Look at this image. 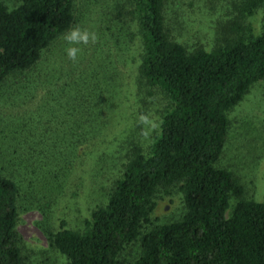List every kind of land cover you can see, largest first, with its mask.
Here are the masks:
<instances>
[{
	"label": "trees",
	"instance_id": "16d2710c",
	"mask_svg": "<svg viewBox=\"0 0 264 264\" xmlns=\"http://www.w3.org/2000/svg\"><path fill=\"white\" fill-rule=\"evenodd\" d=\"M17 1L12 8L0 1V88L8 77L24 76L16 84L28 102L41 94L32 117L50 132L39 134L33 124L28 133L30 124L21 119L0 128V142L9 139L14 149L7 154L0 143V264H23L18 176H29L34 191L41 173L36 198L42 200L62 189L103 143V112H110L127 66L120 12L114 10L110 25L103 21L106 30L98 26L89 43L76 45L82 46L77 59L60 61L53 50L76 27L75 0ZM127 1L140 40L138 84L165 99L158 133L146 153L137 146L125 155L105 203L91 210L80 230L62 224L47 231L50 247L66 264H264V201L247 198L240 180L217 167L228 140V114L264 81V17L257 33L246 22L264 0H223L213 37L195 43L210 28L188 14L214 9L220 0ZM46 100L58 109L44 125L38 111ZM172 187L182 195V214L152 224L155 195ZM135 242L139 252L126 263L123 253Z\"/></svg>",
	"mask_w": 264,
	"mask_h": 264
},
{
	"label": "rangeland",
	"instance_id": "374dc122",
	"mask_svg": "<svg viewBox=\"0 0 264 264\" xmlns=\"http://www.w3.org/2000/svg\"><path fill=\"white\" fill-rule=\"evenodd\" d=\"M0 1L11 8L18 4L17 0ZM181 1L187 2V0ZM115 2L119 8L115 7ZM223 4V0H220L219 4L215 3L214 9L202 8L200 13L191 11L188 14L190 21H194L196 24L201 22L206 30L210 28L207 35L200 33L204 36H200V39L197 37L192 39L193 43L196 41L205 42V37L208 39L213 37L212 23L223 14ZM106 5H108L107 8ZM75 9L77 24L74 27L81 31H87L90 38L94 36L98 26L103 25V21L107 26L110 25L107 21L114 10V15H118L120 12L119 16L122 15L120 17L125 23L124 29L127 33V37L124 38L126 42L124 59L126 58L127 66L121 70V76L116 82L121 86L116 87V95L109 109L111 113H108V109L103 112L102 118L108 121L101 128L104 135L103 143L73 171L62 189H58L50 195L48 200H42L36 198L41 191L39 181L42 178L41 173L37 174L35 183L31 186L34 191L29 188L31 181L29 176L22 172L18 176L24 193L19 201L17 224L23 264H66L65 259L50 247L47 231H57L62 224L67 229L80 230L91 210L105 203L106 194L111 189L115 177L122 173L121 166L126 161L125 155L137 146L144 153L149 150L153 137L158 133L159 112L165 104V99L160 93L146 90L138 84L137 66L140 40L137 36L136 21L132 14L131 4L127 0H75ZM263 17L264 5L255 10L246 22L257 33ZM114 21L119 22L116 18ZM105 27L103 25L102 29L106 30ZM63 37L60 38L53 52H56L60 61L62 59L73 60L67 56L66 49L76 47L77 44H69ZM81 48L82 46L79 47V49ZM77 55H80V51ZM23 77L18 74L12 75L0 88V123H2L0 128H3L5 124L12 123L13 119L14 121L21 119L24 120L25 125L30 124L27 126L28 133L33 124L35 131H39V134L50 132L41 129L42 121L38 123V117H32L35 115V108L41 103L42 97L40 93H36L35 100L28 102L25 98L27 93L16 84V80H21ZM250 89L241 103L228 114V140L217 167L231 171L240 180L247 198L263 202L264 81ZM51 104L50 100H46L39 108L38 112L44 119V125L50 120L49 116L54 108L58 109V106L55 107ZM24 113L28 116H25ZM53 135L54 137L57 135L56 127ZM33 136L35 137L36 134ZM8 141L10 142L9 139H5L3 143H0L3 150L10 154L14 149ZM12 156L16 161L18 160V155L14 153ZM100 157L104 161L97 164ZM30 159L28 163L33 165L35 160L30 161ZM177 187L157 192L149 217L152 224H166L182 214V195L178 193ZM138 252L137 242L128 246L123 253L124 261L133 263Z\"/></svg>",
	"mask_w": 264,
	"mask_h": 264
},
{
	"label": "clouds",
	"instance_id": "9594fccd",
	"mask_svg": "<svg viewBox=\"0 0 264 264\" xmlns=\"http://www.w3.org/2000/svg\"><path fill=\"white\" fill-rule=\"evenodd\" d=\"M90 35L87 31H81L79 28H74L64 35L63 39L69 44H87ZM94 39V37H93ZM80 49L78 47H68L66 49V54L70 59H76Z\"/></svg>",
	"mask_w": 264,
	"mask_h": 264
}]
</instances>
